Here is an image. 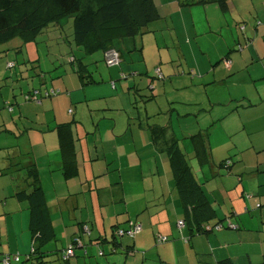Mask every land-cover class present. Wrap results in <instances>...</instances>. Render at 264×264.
Segmentation results:
<instances>
[{"label":"crops","instance_id":"1","mask_svg":"<svg viewBox=\"0 0 264 264\" xmlns=\"http://www.w3.org/2000/svg\"><path fill=\"white\" fill-rule=\"evenodd\" d=\"M180 1L182 0H154L160 14L158 21L167 18L174 19L172 25L176 30V35L173 42L175 47L178 48V56L170 54L168 61L161 59L164 67L157 69L160 71L159 74L161 77L157 74V70L152 74L153 78H151L149 82L150 87L148 86L152 96L146 97V100H143V97H145L142 92L144 88H140L136 85L132 86L130 84V79H126L127 77L124 73H122V75L118 74V80L121 82L119 90L117 84L114 83L113 90L110 87L108 94L102 95L93 100L86 97L84 102L82 101L84 97H78L75 99L74 96L77 92L72 93V91L69 96H63L53 100V98L50 99L51 97L46 95L47 93H51V91L47 92L40 89V93L36 96L40 99V101L38 100L39 102L31 97L28 98L31 94L27 95L24 91L21 92L20 96L14 95L11 97L9 95L10 99L9 101H6V103L9 102V104L17 105L19 115L12 117L13 123L16 125V127L14 126V130L7 128L6 117L0 119V135L8 138L13 137L19 142V144L8 147L6 141L5 144H2L0 140V151L2 152L0 161V202H3V206L0 207V216H12L25 207V210L28 212V217L30 218L27 202L20 201L15 197V194L28 189L26 176L23 177L21 174L22 172H20L21 178H18L13 171L10 172L11 169L9 167L18 163L27 164L34 162L41 180V187L44 191L46 204L50 210L51 221L55 232L57 229L55 227V222L52 219L50 208H54L56 213L59 212L63 226L67 230L70 227L67 223L69 218V221L74 225H79L81 222L89 224L91 227V236H95L97 233L101 234L100 231L102 229L97 226V222L94 223L91 218L84 219L78 217L77 211L84 209L80 200H86L85 194L87 187L85 184L91 183V181L98 184L97 178L107 174L110 168H106V171L103 170L101 172L98 170V175H94L93 178L85 173L84 186L80 190H77V187L75 191H73L69 182L70 178L78 176V174H81V169L87 167L86 150L83 140L85 139L87 144H89V137H93V142L96 141L95 149L97 153L96 156L94 155V152L92 153L91 160L93 164L94 161L100 159L104 160L106 163L109 162V164L114 161L116 162V166L113 168L114 170H118V166L122 165L121 155L125 153L140 152L144 150L145 147H149L150 150L146 152V155H139V160L136 161L133 166L143 165L145 171L149 172L152 171L153 166L159 168L158 175L161 193L158 196H153V200H150L149 196H145L136 209L137 215H134L129 207L126 206L129 204L126 189L127 183H124L122 177H119L118 180L111 184V189L106 187L98 188L100 191L98 197L92 193V196L95 197L92 198L94 200L93 206L97 208V221H100L99 216L103 219V232L107 234L108 227L106 221L108 220L112 225L114 223H120L121 228H128L131 222L138 223V221H143L142 227L143 224H145L147 232L149 231V234L153 233L156 241L155 220H158V223H162V221L164 223L166 222L168 225L165 228H159L158 234L170 236L172 241L161 245L157 251L167 261L174 264H179L180 262L176 263V261L168 259L166 253L169 254L170 248L184 252L187 259L194 264H198L199 254L207 253L212 254V257L215 260L231 258L236 264V254L238 251L240 254H243L246 249L245 244L251 243L255 246L256 239L246 240L248 235L252 238L251 234L239 232L241 231V226L244 227L246 232L250 230L246 229L242 218L237 216V212L233 208L229 215L230 217H237V219L236 221L232 220L231 224H240L239 222L241 221L242 225H237L240 227L238 228L239 230L227 227L233 231H226L227 228L224 227L225 229L222 228L223 230L214 232L217 234L210 233L208 235H196L192 238L191 243L184 240V244H181L180 242L183 239H179L178 237L182 235L183 238H187L189 237L190 231H185V228L188 225L183 228L178 227V229L175 227L174 223L176 221L179 222L184 220L182 214L183 205L176 189L173 170H171L169 174L166 170V178L169 175L170 179L165 180L162 166L157 157V152L162 151L163 154H166L169 158V148L176 143L192 168L187 154L180 145L181 139H179V134H181L184 135V139L189 140L192 143V151L190 150L189 154H193V156L201 163L209 164L211 161L209 137L211 134L210 128L212 126L208 127L209 129L205 131L204 126L199 125L201 114L204 111L210 110L212 107L236 101L248 102L249 107L251 108H264V0H252L253 7L248 3L249 7L246 12L238 7V5L247 6L246 3L239 0H229V6L227 9L222 8L218 4H200L186 7L182 6ZM212 6L215 7L213 8L214 11L221 13L224 18V20H221L222 22L219 26L210 24V27L214 32L221 34L225 25L230 27L228 41L225 40L222 48L216 53H210L202 47L198 41V37L204 32H197L195 24H191V22H193V13L196 7L209 10L210 8L207 7ZM233 9L236 10L237 14L233 12ZM258 19L259 22L257 23ZM62 21L58 25H61ZM240 24H245V26L239 27ZM149 26L143 29V31H140L134 37L116 40L108 45L109 48H112L111 51L120 53L123 62L119 66L125 69L127 67L130 70L132 68V63L128 61L129 58L127 55H135V53H139V56L144 60L146 52L144 38L145 36L152 34L150 29H148ZM257 42L261 49L257 48ZM76 45L82 48L85 56L93 55L99 51L105 53L104 50L88 52L85 46L78 45L77 43ZM236 45H240L241 49H237V47H235ZM107 57L108 54L105 53L106 60ZM226 58L232 61V65L228 69L223 65V60ZM76 59H78V57H75V61ZM84 59V56L79 57V66L76 70L79 75V85L83 88V91L87 92V90L90 89L87 88V86L94 83H101V81L95 79L94 73L88 68L89 65L83 61ZM174 62L179 63L177 66L179 68L176 66H173L172 68V65H168ZM116 67L117 66H115V68ZM147 72L145 74H147ZM109 77L111 80L113 79L111 72ZM122 77L125 80L121 79ZM157 79L160 80L158 83L155 82ZM101 80L103 83L104 79ZM154 85L155 87H153ZM52 87L53 86H50V88ZM161 88L164 92V96L162 97L157 94V91L161 90ZM246 88H249V91H244ZM132 89L136 90V92H134L136 100H130L129 103L124 102L122 97L125 94H131L130 90ZM59 90L61 93L63 92L61 89ZM52 91L55 92V90ZM98 99L107 100L100 106H94L91 104L92 101ZM108 99L119 100L122 105L112 101L109 102ZM229 99H231V101H229ZM34 101H36V103H34ZM143 101L152 106H149L148 104L140 106V103ZM65 104L67 107L77 105L74 110L69 108L68 112L70 116L67 117H63L60 113L61 106ZM82 105L84 106L82 107ZM12 113L16 114V109H14ZM86 115L92 120V126L89 129L85 128V131L82 132L84 127H82L81 124L83 122L82 120H84V122L87 120ZM77 120H79V122ZM17 121L21 122L22 125H19ZM106 122L108 123L107 125L105 124ZM193 125L197 128H189ZM15 129L18 130L15 131ZM166 134H168V137H166ZM147 136H149V140ZM160 140L163 142V149L156 148V144L158 145ZM23 141H25L26 145H22ZM97 141H101L104 144V151L100 154ZM126 141L133 142L136 145H140L141 142L142 148L134 149L130 146L132 148L131 152H124L122 148L129 147L126 144ZM35 147L38 148L37 157L34 154ZM260 148L262 147H257V152L259 153L264 151V149ZM89 151L91 154V147ZM41 155L44 158L46 157L45 160L49 162L47 163V174L49 178L52 179L51 186H48L47 184L45 185L41 174V168L39 165V158ZM163 157L164 155L160 156V158ZM205 157L208 159H205ZM225 160H229V158H225L221 162ZM251 167H256V170L252 173H255L258 178H261V173H264V161L257 162V160H254ZM243 170L245 171L244 168ZM211 172H213V177L221 175L220 171L216 172L215 166H211ZM228 174V183L225 185V189L228 192L234 190L238 195L240 189L239 184L243 182V179L241 181V178L244 177H241V173H234L232 166L229 168ZM195 177L198 183H200L203 189H205V182L201 181V179L197 177V174H195ZM165 182H168V185H166ZM91 186L92 185L90 184V187ZM253 187L254 186L250 184L248 186L246 183H243V192L248 190L250 194ZM46 189H48L50 197L47 196ZM218 190L220 193L224 194L222 188H218ZM89 191L92 192L93 190ZM243 192L242 196H244ZM229 197L231 198V195H229ZM262 197H264V195H262ZM54 200H56V202H54ZM208 200L217 215L212 221L222 220L218 218V211L214 206V203L209 197ZM232 201L233 200H231V202ZM151 202H155V210H151L149 206V203ZM221 203L226 208V211L229 212L225 194L221 198ZM85 204L87 205L86 202ZM262 206L261 203H256L255 207L261 209ZM22 210H24V208ZM145 210H148L147 214H144ZM249 210L250 209H247V211ZM65 211L69 215L68 218L65 216ZM153 212L155 213L152 218ZM162 212L163 215H159ZM141 214H144L142 215V218L140 217ZM156 214H158V216L155 217ZM20 220L24 222V220H27L26 216H23ZM212 221H210L209 224ZM22 228L23 230L21 234H24L26 230L24 225H22ZM79 228L82 231L81 226ZM16 231L20 232L18 229H16ZM19 232L17 233V237H19ZM142 233L139 234L133 242L130 240L128 243L124 244L122 241L123 245L128 246L132 244V250H138L136 246H139L138 240ZM79 234L80 232L78 229L74 228L72 237ZM204 236H206L207 246L201 238L198 239V244L195 242L194 239L196 237ZM24 242L25 244H28L27 239H25ZM85 244L87 245V242H85ZM188 245H191V248H188ZM165 246L167 248L163 249ZM82 248L83 247H79V249ZM132 250L130 249V251ZM144 252L145 256H147V251ZM131 254H133V251ZM114 257H109L106 262H109V264H125L131 262L133 258L136 260V255H131L127 260L125 259L122 261H117ZM258 257L259 259L257 260ZM263 257L264 253L261 256H257V251H254L253 255L248 252L247 259L243 264L260 262ZM54 262L55 260L51 263L55 264ZM68 264H79V260L74 258L69 261Z\"/></svg>","mask_w":264,"mask_h":264},{"label":"rangeland","instance_id":"2","mask_svg":"<svg viewBox=\"0 0 264 264\" xmlns=\"http://www.w3.org/2000/svg\"><path fill=\"white\" fill-rule=\"evenodd\" d=\"M238 1V0H236ZM244 1L247 6L238 5V7L242 8L245 12L248 10V3L253 7L252 0H239ZM256 1V0H255ZM208 9H203L200 7H196L193 13V23L196 26L197 32H204L199 35L198 41L202 45V47L210 53H216L219 49L222 48L225 40L228 41L230 36V27L226 26L222 29V33H215L214 30L210 27L211 25L219 26L224 20L221 13H217L214 11L212 7H207ZM233 12L237 14L236 10L233 9ZM174 19H163L157 21L149 26L151 33L150 35L145 36L144 44L146 47V52L144 55V60L139 56V53L127 55L129 58L128 61L131 64L132 68L129 70L119 66L123 59L120 56L118 63H110V61L105 58V53L103 51L96 52L93 55L85 56L83 50L80 46H77L74 42L73 36V17H69L64 19L61 25L58 24H50L48 28H46L40 35H38L33 41H25L21 37H15L14 39L0 44V119L3 117L7 118V128L14 130L16 125L13 123L12 117L19 115L18 106L14 104L6 103L9 101L10 96L21 95V92L24 91L25 94L31 96H37L39 94V90L43 89L44 91L55 90V92H59L57 94H52L50 99L59 98L63 96H69L72 93L77 94L74 98L84 97L83 102L88 97L90 100H93L97 97L109 93V88L111 87L113 90L114 83L117 84L118 90L120 89V81L118 80L119 75H124L127 77L126 79H130V84L132 86L136 85L140 88H144L143 100H146V97H151V91L149 90V82L151 80L152 74L157 70L163 68V63L161 59L169 60L170 54L174 56H178V48L175 47L173 39L176 35V30L172 25V21ZM191 20V19H190ZM259 19L257 20V23ZM245 26V24H240L239 27ZM196 37V36H194ZM245 45V44H244ZM237 49L240 50V45H236ZM257 48L261 49L259 43L257 42ZM85 57L83 60L86 64H88V68L91 72L94 73V77L96 80L101 81V83H94L87 88H90L86 91H83V88L79 85V75L76 70L79 66L78 60L79 57ZM75 57H78L75 61ZM133 57V58H131ZM74 62V63H73ZM224 63V61H223ZM134 65V67H133ZM168 65L178 66L179 63L174 62ZM224 65V64H223ZM115 66H117L115 68ZM167 67V65H166ZM179 68V67H177ZM148 71V72H147ZM112 74L113 79L111 80L109 74ZM147 72V74H145ZM119 74V75H118ZM156 76V75H155ZM104 82L102 83V80ZM121 79H124L123 77ZM125 80V79H124ZM153 80V79H152ZM160 80H155L158 83ZM125 83V82H124ZM159 85V84H158ZM50 86H53L50 88ZM81 87V88H80ZM150 87V86H149ZM155 87V85L153 86ZM61 89L63 92L59 90ZM244 91H249V88H246ZM131 94H125L122 98L123 101L129 103L130 100H136L134 92L135 89L130 90ZM157 94L161 97L164 96L163 89L157 91ZM10 95V96H9ZM88 95V96H86ZM30 96V97H31ZM135 97V98H134ZM35 98V97H34ZM49 98V97H48ZM39 99V98H38ZM49 100V99H47ZM107 99H98L96 101H92L91 104L94 106H100ZM148 100V99H147ZM40 101V99H39ZM42 101V100H41ZM109 102H115L119 105H122L119 100L108 99ZM231 101V99H229ZM36 103V101H34ZM145 101L140 103V106L147 105ZM152 106L151 104H148ZM77 105L68 106L62 105L60 108V113L63 117L70 116L68 110L72 108V110L76 109ZM84 105H82L83 107ZM16 109V114L12 112ZM87 120L84 122L82 120V132L85 131V128H91L92 120L89 119L88 115ZM79 122V120H77ZM18 122V121H17ZM19 125H22L21 122H18ZM80 124V123H79ZM108 124L107 122L105 123ZM199 125L204 126V130L206 131L210 128V137H209V145L211 147V161L209 164L201 163L197 158L193 156V154H189L190 150L192 151L191 145L192 143L189 140L183 138L184 135L179 134L180 145L184 152L187 154L193 172L197 174V177L201 179V181L205 182V192L210 200L214 203L218 211V218L222 219V221L214 220L209 225L216 227L217 225H223L227 228L231 221H236L237 217H230L229 214L232 212V208L237 212V216L242 218L243 223L247 230L245 231L244 227L241 226V231L246 234H251L252 238L248 237L246 240L256 239L255 246L251 243L245 244V251L243 254L237 252L236 264H243V262L247 259V253L250 252L253 255L254 251H257V256H261L264 253V173H261V178L255 173H252L256 170V167H251L253 165V161L257 160V162L264 161V151L257 152V147H262L260 149H264V108L249 107V103L245 101L240 102H231L225 105H220L216 107H212L210 110L204 111L201 114V119L199 121ZM15 126V127H14ZM196 126H190L189 128H195ZM197 128V127H196ZM190 129V130H192ZM18 129H15V131ZM192 133V132H189ZM148 140H149V136ZM168 137V134H166ZM1 143L5 144L8 147L11 145L16 146L19 144L13 137H4L0 135ZM94 141L93 137H89V144L84 139V147L86 150V160L87 167L81 169V174L69 179L72 190L78 187L77 190H80L84 186L85 173H87L90 177L93 178L94 175H98V170L106 171V168H110L108 173L97 178L98 184H95L94 181L91 183H86V200H80L81 205L84 209L78 210V217H82L84 219L91 218L94 223L97 222V226L100 229H103V219L100 217V221H97V208L93 206L95 198L92 196V193L95 194L96 197L99 196L98 188H109L111 189V184L118 180L119 177H122L124 183H127V195H128V203L126 206L133 212L134 215H137L136 209L139 206V203L145 196H149L150 200H153L152 197L155 195H159L161 193L160 184H159V168L153 166L152 171H145L144 166H133L136 161L139 160V155H146V152L150 150L149 147H145L144 150L140 152L133 153H125L121 155V164L118 166V170H114V166H116V162H104V160H96L94 164L91 160L92 153L96 156V141ZM141 141V140H140ZM98 142V150L99 154L104 151L103 143L101 141ZM22 145H26L25 141L22 142ZM162 140H160L159 144H156L157 149H163ZM126 144L129 147L122 148L124 152H131L132 146L134 149H141L142 143L140 145H136L133 142H127ZM28 146V145H27ZM91 147V154L90 149ZM38 148L35 147L34 154L38 155ZM164 155L163 158L160 156ZM148 156V153H147ZM2 157V152L0 151V161ZM143 157V156H142ZM158 160L162 166V172L164 179L169 180L170 176L168 175L166 178V170L169 172L172 170L170 165V159L163 152H157ZM51 158V156H50ZM225 158H229L227 160L226 166L221 167L219 164ZM42 155L39 158V165L41 168V174L44 179L45 185L51 186L52 179L49 178L47 174V160H45ZM50 160V159H49ZM211 166H215V170L220 171L221 175L213 177V172H211ZM232 166L234 169V173L242 174L241 181L243 182L239 184L240 189L237 193L232 190L228 192L225 189V185L228 183L227 178L229 177V168ZM220 168V169H219ZM245 169V171L243 170ZM113 169V170H112ZM13 168L10 170L16 174L18 178L20 177V173L15 171ZM95 172V173H94ZM255 174V175H254ZM224 178V179H223ZM237 178V177H236ZM243 183H246L254 186L252 192L249 194L248 190L244 191ZM90 184L92 185L90 187ZM168 185V182H165ZM229 185V184H228ZM91 188V189H90ZM129 188V189H128ZM218 188H222L223 192L227 198V205L229 212L226 211V208L221 203V198L224 196L223 193H220ZM76 190V191H77ZM89 190H93L90 192ZM261 190V191H260ZM263 190V191H262ZM47 196L50 197L48 189H46ZM55 191V190H53ZM242 192L244 196H242ZM231 195V198L229 197ZM251 198V199H250ZM218 199V200H217ZM231 200H233L231 202ZM56 202V200H54ZM87 203V205L85 204ZM256 203L263 205L261 209L256 208ZM155 202L149 203L151 210H155ZM125 205V203H124ZM3 206V202H0V207ZM25 206V205H24ZM55 206V204H54ZM52 206V207H54ZM125 206V207H126ZM24 208V210H22ZM20 212H17L14 215L10 216H0V249L2 253L14 255H20L22 258V262H25L27 259V255L31 251V235L28 231V212L23 207ZM52 212V219L55 222L56 231V239L50 241L49 243L43 246V251L52 252L53 254L47 258V261L35 264H52L51 262L55 260V264H66L60 260V253L67 248V246L73 241V229L76 228L80 233L83 234L80 226L78 224H72L69 221V215L66 212L65 216L68 218L67 223L70 225L68 230L64 228L61 215L59 212H55L54 208H50ZM247 209H250L247 211ZM148 213V210H145L144 214ZM154 213H152V218L154 217ZM141 214L140 217L142 218ZM165 214V213H164ZM183 218H184V212ZM72 215V214H71ZM100 215V214H99ZM159 215H163V212ZM26 216L27 220L22 222L20 219ZM158 214L155 215V217ZM139 217V218H140ZM8 218V219H7ZM158 220H155V232L158 234L159 228H165L168 223H158ZM143 222V221H142ZM138 221V223H141ZM178 222L176 221L175 227L178 229ZM240 224L242 225L241 221ZM22 225H24L25 230L24 234L22 233ZM106 225L108 227V234L111 236V222L106 221ZM96 226V224H95ZM240 228V227H239ZM16 229L20 230L16 231ZM239 230V229H238ZM185 231H189L188 226L185 228ZM226 231H233L227 228ZM235 231V230H234ZM19 232V237H17V233ZM142 235L139 237V246H136L138 250H136V260L137 262H142L143 257L146 255L150 257V259L156 260L158 259V251L161 245H157L155 242V235L149 234L147 232V227L143 224L142 227ZM217 234V233H214ZM24 235V238H23ZM80 235V234H79ZM213 235V234H212ZM84 242H87V246L85 248L79 249L76 248L75 251L77 253L76 259L79 260V264H105L103 262L104 257H99L100 247L90 246L89 236L83 234ZM179 239H183L182 235L178 237ZM201 238L207 246L206 236L204 237H196L194 240L198 244V239ZM27 239L28 244H25L24 240ZM124 244L128 243L129 239L124 237L122 238ZM132 242L134 240H131ZM172 241V239H171ZM181 244H184V239L181 240ZM252 245V246H250ZM200 246V245H199ZM165 246L163 249H166ZM188 248H191V245H188ZM253 249V252H252ZM88 250L89 254H86L85 251ZM124 250L120 249L117 254L108 253L106 257H114L117 261H122L126 259V255L123 253ZM57 253V255H55ZM168 259L176 261L179 264H194L192 261L188 260L185 253L180 250L176 251L170 248L169 254L166 253ZM130 257V256H129ZM259 257L257 258V260ZM49 261V262H48ZM169 262V261H168ZM28 264V263H24ZM31 264V263H29ZM150 264H154L150 262Z\"/></svg>","mask_w":264,"mask_h":264},{"label":"trees","instance_id":"3","mask_svg":"<svg viewBox=\"0 0 264 264\" xmlns=\"http://www.w3.org/2000/svg\"><path fill=\"white\" fill-rule=\"evenodd\" d=\"M180 4L186 7L200 4H218L227 9L229 0H182ZM69 17H73V36L78 45L85 46L88 52L104 50L108 54L112 50L108 46L110 43L134 37L150 24L158 21L160 14L154 0H0V44L6 43L15 37H21L27 42L33 41L50 24H59ZM118 54L120 57L119 52ZM47 96L51 97L53 95L49 93ZM31 98L33 99V96ZM169 159L175 177L176 189L183 205L184 220L179 222H183V227L188 225L190 231L189 237L183 239L191 243L192 238L196 235H208L225 229L222 225L223 229L217 230L220 224L216 227L209 225V222L217 217L216 212L210 204L202 185L198 183L185 155L176 143L169 148ZM205 159L208 158L205 157ZM226 163L227 160L221 162L220 166H226ZM9 168H15L16 172H22V176H26L28 189L15 194V197L28 204L30 214L29 234L31 235L32 244L25 262H22L20 255L11 256L10 253L0 252V264H3L4 261H7V264L44 263L45 259L53 253L43 251V246L56 239L57 234L51 221L50 210L46 204L36 165L34 162L18 163L11 165ZM138 224L141 225L137 222H131L128 228H121L120 223H114L111 226V236L108 231L107 234L103 232V229L100 231L101 234L97 233L95 236H91L89 224L81 222L79 226H81L83 234L89 236L90 246L100 247L99 257H104L103 262L109 264V262H106L109 258L106 257L107 252L117 254L120 249H123L126 260L129 256L137 254H134L136 251L132 250V244L123 245L122 238L126 237L130 241L141 234L142 225L141 231L137 235H126L127 231ZM230 225L229 228H231ZM83 234L73 236V241L69 247L67 246L60 253L62 262L68 264L69 261L77 257L76 248L87 246ZM171 239L170 236L158 234L155 242L157 245H163L169 243ZM130 249L133 254H131ZM69 250H72L73 254L67 256ZM86 253L89 254L88 250ZM158 256L156 260L145 256L140 263L133 258L131 262L125 264H150V262L154 264H174L168 262L159 253ZM198 264L235 263L231 258L215 260L212 254L207 253L198 255ZM250 264H264V257L262 261L250 262Z\"/></svg>","mask_w":264,"mask_h":264},{"label":"built area","instance_id":"4","mask_svg":"<svg viewBox=\"0 0 264 264\" xmlns=\"http://www.w3.org/2000/svg\"><path fill=\"white\" fill-rule=\"evenodd\" d=\"M119 54H118V52H116V51H110L109 53H108V57H107V59L110 61V63L112 64V63H118L119 62ZM224 66H225V68H230L231 67V65H232V61L230 60V59H225L224 60ZM160 73V71L159 70H157V74H159ZM159 76L161 77V75L159 74ZM50 94H57V93H55L54 91L53 92H51ZM46 95H49V93H47ZM28 98H30V97H28ZM33 99H35V100H37L38 98H34L33 97ZM38 101V100H37ZM184 226V224H183V222H179V227H183ZM230 227L232 228V229H238V226H236V225H230ZM223 228V226L222 225H219L218 227H217V230H220V229H222ZM141 231V225H135L131 230H129V231H127L126 232V235H128V236H134V235H137L139 232ZM121 233H124V232H121ZM73 254V252H72V250H69L68 252H67V256H70V255H72ZM3 264H7V261H4L3 262Z\"/></svg>","mask_w":264,"mask_h":264}]
</instances>
